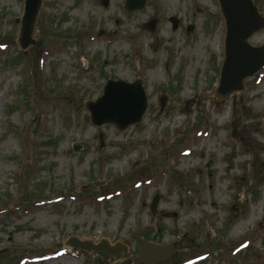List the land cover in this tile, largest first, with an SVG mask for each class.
<instances>
[{"label":"rangeland","instance_id":"1","mask_svg":"<svg viewBox=\"0 0 264 264\" xmlns=\"http://www.w3.org/2000/svg\"><path fill=\"white\" fill-rule=\"evenodd\" d=\"M125 1L44 0L23 51L24 0H0V264H109L70 237L128 246L110 264H145L147 242L173 247L157 264H264V68L219 103L218 1L148 0L132 14ZM249 41L263 45L264 30ZM137 78L143 120L93 126L86 104L105 83Z\"/></svg>","mask_w":264,"mask_h":264},{"label":"water","instance_id":"2","mask_svg":"<svg viewBox=\"0 0 264 264\" xmlns=\"http://www.w3.org/2000/svg\"><path fill=\"white\" fill-rule=\"evenodd\" d=\"M43 0H25L24 13L20 23L18 44L23 51L35 46L36 23ZM147 0H126L125 11L133 13L144 9ZM221 13L225 19V60L222 67L219 87L214 91V98L225 101L229 96L244 90L245 80L254 76L264 68V45L253 47L249 38L264 29V18L259 14L253 0H218ZM152 25V24H151ZM149 26V25H148ZM148 26H144L145 28ZM164 107L166 98H160ZM199 103L190 100L185 110ZM148 107L147 96L140 80L127 83L122 80H109L103 94L95 102H88L86 109L90 113L91 122L96 127L113 125L117 130L124 131L141 122ZM89 151V146L75 144V152ZM159 198L152 205L154 210ZM66 245L74 251L82 250L93 253L103 261L116 263L130 257L128 247L117 242L114 245L103 239L95 244L91 240H80L71 237ZM172 255L171 246L146 243L138 252V257L145 264L164 262Z\"/></svg>","mask_w":264,"mask_h":264},{"label":"trees","instance_id":"3","mask_svg":"<svg viewBox=\"0 0 264 264\" xmlns=\"http://www.w3.org/2000/svg\"><path fill=\"white\" fill-rule=\"evenodd\" d=\"M172 171V170H171Z\"/></svg>","mask_w":264,"mask_h":264}]
</instances>
